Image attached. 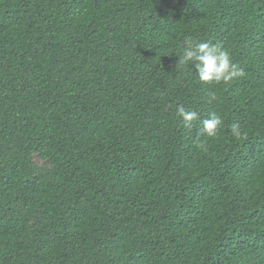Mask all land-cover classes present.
<instances>
[{"label": "trees", "instance_id": "1", "mask_svg": "<svg viewBox=\"0 0 264 264\" xmlns=\"http://www.w3.org/2000/svg\"><path fill=\"white\" fill-rule=\"evenodd\" d=\"M0 264H264V0H0Z\"/></svg>", "mask_w": 264, "mask_h": 264}, {"label": "clouds", "instance_id": "2", "mask_svg": "<svg viewBox=\"0 0 264 264\" xmlns=\"http://www.w3.org/2000/svg\"><path fill=\"white\" fill-rule=\"evenodd\" d=\"M178 57V63H191L199 80L209 84L228 83L232 79L244 75L243 70L237 68L226 51L220 50L218 46L211 43H194L188 39L185 41L182 54ZM178 115L189 126L192 121L198 119L196 112L186 111L183 106L178 108ZM222 123L220 116L212 114L210 118L203 120L202 130L207 137H215ZM232 133L235 136L240 135L238 124L232 125ZM198 146L202 147V145Z\"/></svg>", "mask_w": 264, "mask_h": 264}, {"label": "rangeland", "instance_id": "3", "mask_svg": "<svg viewBox=\"0 0 264 264\" xmlns=\"http://www.w3.org/2000/svg\"><path fill=\"white\" fill-rule=\"evenodd\" d=\"M40 162V160H38ZM41 164H42V161H41Z\"/></svg>", "mask_w": 264, "mask_h": 264}]
</instances>
